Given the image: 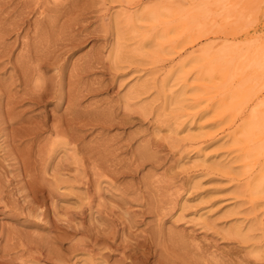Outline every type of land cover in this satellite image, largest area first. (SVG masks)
Wrapping results in <instances>:
<instances>
[{
    "label": "rangeland",
    "instance_id": "374dc122",
    "mask_svg": "<svg viewBox=\"0 0 264 264\" xmlns=\"http://www.w3.org/2000/svg\"><path fill=\"white\" fill-rule=\"evenodd\" d=\"M262 174L264 0H0V264H264Z\"/></svg>",
    "mask_w": 264,
    "mask_h": 264
},
{
    "label": "bare ground",
    "instance_id": "6f19581e",
    "mask_svg": "<svg viewBox=\"0 0 264 264\" xmlns=\"http://www.w3.org/2000/svg\"><path fill=\"white\" fill-rule=\"evenodd\" d=\"M33 2H35L33 5H36V4H37L36 1H32V3H33ZM36 6H37V5H36ZM1 33H2V32H1ZM42 96H43V95H42ZM7 103H8V102H7ZM14 103H15V102H14ZM9 104H10V103H9ZM7 113H8V112H7ZM7 115H8V114H6V116H7ZM11 116H12V114H11ZM8 117H10V116H8ZM8 117H5V118H8ZM9 119H10V118H9ZM12 119H13V118H12ZM12 119H11V120H12ZM16 119H18V118H16ZM2 120H3V119H2ZM7 120H8V119H6V123L9 121V120H8V121H7ZM3 121H4V120H3ZM3 121H2V122H3ZM14 121H15V120H14ZM14 121H13V122H14ZM9 122H11V121H9ZM13 122H12V123H13ZM12 123H11V124H12ZM2 124H4V122H3ZM11 124H10V125H11ZM15 124H16V123H15ZM31 127H33V126H31ZM4 130H5V129H4ZM24 130H25L24 132H26V134H27V131H30V132H31V130L29 129V127H28L27 129L24 128ZM19 131H20V130H19ZM249 131H250V129H249ZM20 132L23 133V129H22V131H20ZM11 134H12V133H11ZM23 134H24V133H23ZM33 134H34V132H33ZM24 135H25V134H24ZM29 135H30V133H29ZM16 136H19L18 131H16L15 133L13 132L12 137L10 136V137H11V140L13 141L14 138H15ZM10 143H12V142H10ZM11 145H12V144H11ZM262 177H264V174L261 175V178H262ZM260 181H261V180H260Z\"/></svg>",
    "mask_w": 264,
    "mask_h": 264
}]
</instances>
